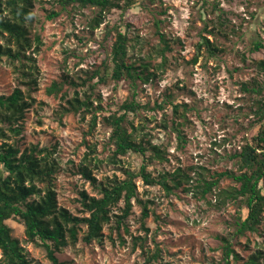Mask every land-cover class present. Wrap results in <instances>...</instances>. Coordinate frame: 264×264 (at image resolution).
I'll return each instance as SVG.
<instances>
[{
  "label": "rangeland",
  "instance_id": "1",
  "mask_svg": "<svg viewBox=\"0 0 264 264\" xmlns=\"http://www.w3.org/2000/svg\"><path fill=\"white\" fill-rule=\"evenodd\" d=\"M119 2L121 7L105 10L103 23L93 28L100 14L97 6L63 9L58 0H35L30 30L32 37L38 34L42 40L34 54L39 67L35 89L29 90L24 65L6 57L0 60V94L20 87L34 98L22 133L7 131V139L0 138V143L7 141L22 150L36 144L49 149V158L57 165L53 184L60 205L88 216L83 192L101 197L103 185L125 180L142 164L154 178L166 176L172 187L169 192L161 184L148 185L141 176L135 177L137 196L123 223L117 222L125 209L120 200L111 207L102 239L85 242L87 226L82 225L77 242L56 251L58 260L253 264L251 256L257 254L264 264V211L257 231L238 234L242 198L223 200L220 191L239 183L222 178L204 197L198 188V179L212 180L218 168L239 172L237 155L259 128L255 112L264 91L262 95L246 91L244 84L264 80L257 67L264 60V0H133L130 7L125 0ZM53 12L58 14L48 17ZM117 31L127 35L128 54L138 71L149 68L148 81L111 77L109 54ZM161 34L169 45L166 59L160 52ZM204 38L218 48L214 54ZM255 43L262 46L256 49ZM54 81L63 82L58 95L47 91ZM134 92L139 107L128 112L126 127L149 149L145 155H115L107 118L125 112L124 104ZM75 96L88 98L89 106L63 114ZM81 166H88L95 183L80 172ZM174 175L179 186L174 185ZM6 222L33 263L53 264L44 246L27 238L21 221ZM224 239L236 257L224 259ZM156 251L159 257L148 261Z\"/></svg>",
  "mask_w": 264,
  "mask_h": 264
},
{
  "label": "trees",
  "instance_id": "2",
  "mask_svg": "<svg viewBox=\"0 0 264 264\" xmlns=\"http://www.w3.org/2000/svg\"><path fill=\"white\" fill-rule=\"evenodd\" d=\"M120 0H58L62 8L78 4L79 6H97L100 14L94 18L92 27L97 28L103 23V12L112 8L121 7ZM125 5L130 7L133 0H125ZM35 0H0V60L6 57L8 61L19 62L24 65L29 90L35 89L37 84L36 74L39 73L36 56L42 40L40 35L32 37L30 27L35 20ZM53 12L50 18L57 15ZM163 46L161 55L164 59L165 52L169 49L168 42L163 34L160 35ZM128 37L122 31H117L116 40L112 45L109 60L112 62L111 77L117 81L129 79L135 83L136 78L148 81L151 78L148 67L138 71L136 65L130 60L128 54ZM205 46L213 53L218 48L213 46L208 38H204ZM260 43H255L259 49ZM106 67V65H105ZM258 69L264 78V60L257 62ZM97 75H100L99 72ZM245 90L261 94L264 91L262 83H246ZM249 85V86H248ZM34 86V87H33ZM63 89V82L54 81L48 88L49 94L58 95ZM34 98L30 93H25L16 87L10 94H0V138L7 139V131L20 135L23 130L22 121L26 112L32 107ZM70 107L64 108L63 114L77 112L83 107H88L89 99L82 100L79 96L68 100ZM176 107L177 104H174ZM139 103L136 101L135 92L131 101L124 104L125 112L110 115L107 118L111 126L110 141L115 146L114 154L128 152L145 155L149 149L144 144L145 140L137 141L134 132H129L126 127L129 111L137 112ZM257 132L246 139L237 155L239 172L227 168H218L212 172V180L198 179V188L204 197L213 192V188L222 178H229L239 183V187H230L220 191L223 200L236 201L240 197L243 203L242 211L236 220V231L243 234L246 231H257L264 211V96L257 104ZM149 142V140H148ZM154 153L162 158L160 149L151 144ZM49 149L39 145H31L21 149L18 145L3 141L0 143V264H35L27 256L20 241L13 237L12 228L7 224L9 219H17L25 226V234L30 241L44 246L48 258L53 264H63L56 256V251L78 240L82 225L87 226L83 240L91 243L93 240L102 239L104 226L111 220V207L120 200H124V214L118 219V225L130 212L132 199L137 196L134 178L141 176L148 185L161 184L167 191H172L167 177L154 178L146 169V164L140 166L138 173H129L128 177L114 184L101 187V197L89 196L83 192L82 204L89 213L82 217L73 214L68 208L59 204L57 192L54 188L53 178L57 172V165L49 158ZM80 172L92 183L96 178L88 166H81ZM175 186L180 185V179L173 176ZM146 206L143 214L146 216ZM140 238V237H139ZM138 239V238H135ZM225 260L234 254L229 240L224 239ZM156 251L148 261L157 259ZM260 255L251 256L250 262L262 264ZM38 264V263H36Z\"/></svg>",
  "mask_w": 264,
  "mask_h": 264
}]
</instances>
